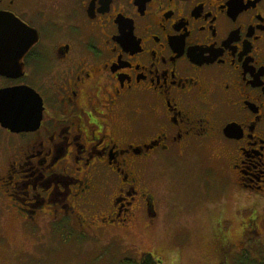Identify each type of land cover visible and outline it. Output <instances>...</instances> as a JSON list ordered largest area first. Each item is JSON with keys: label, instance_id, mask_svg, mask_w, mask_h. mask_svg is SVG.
<instances>
[{"label": "flooded vegetation", "instance_id": "af4514ba", "mask_svg": "<svg viewBox=\"0 0 264 264\" xmlns=\"http://www.w3.org/2000/svg\"><path fill=\"white\" fill-rule=\"evenodd\" d=\"M202 170L240 204L221 236L259 238L264 0H0L7 213L124 242L157 180Z\"/></svg>", "mask_w": 264, "mask_h": 264}, {"label": "rangeland", "instance_id": "374dc122", "mask_svg": "<svg viewBox=\"0 0 264 264\" xmlns=\"http://www.w3.org/2000/svg\"><path fill=\"white\" fill-rule=\"evenodd\" d=\"M188 176L157 180L156 225L150 230L146 218L137 219L124 242L111 241L107 229L85 232L59 219L20 220L7 213L0 193V264H143L141 252L156 264H264V233L256 239L221 236V230L244 224L228 223L230 212L241 213L233 189L206 170L197 180Z\"/></svg>", "mask_w": 264, "mask_h": 264}, {"label": "trees", "instance_id": "16d2710c", "mask_svg": "<svg viewBox=\"0 0 264 264\" xmlns=\"http://www.w3.org/2000/svg\"><path fill=\"white\" fill-rule=\"evenodd\" d=\"M149 262H150V261H147V262H146V263H144V264H149Z\"/></svg>", "mask_w": 264, "mask_h": 264}]
</instances>
